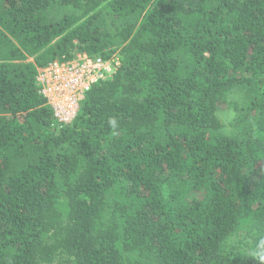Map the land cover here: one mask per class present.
<instances>
[{
    "label": "trees",
    "instance_id": "1",
    "mask_svg": "<svg viewBox=\"0 0 264 264\" xmlns=\"http://www.w3.org/2000/svg\"><path fill=\"white\" fill-rule=\"evenodd\" d=\"M117 51L55 128L40 70ZM261 239L264 0H0V264H261Z\"/></svg>",
    "mask_w": 264,
    "mask_h": 264
},
{
    "label": "built area",
    "instance_id": "2",
    "mask_svg": "<svg viewBox=\"0 0 264 264\" xmlns=\"http://www.w3.org/2000/svg\"><path fill=\"white\" fill-rule=\"evenodd\" d=\"M121 60L118 51L107 59L78 53L73 59L53 61L40 70L37 80L52 107L55 128L78 117L87 94L97 83L112 78Z\"/></svg>",
    "mask_w": 264,
    "mask_h": 264
},
{
    "label": "clouds",
    "instance_id": "3",
    "mask_svg": "<svg viewBox=\"0 0 264 264\" xmlns=\"http://www.w3.org/2000/svg\"><path fill=\"white\" fill-rule=\"evenodd\" d=\"M109 125L111 128L116 129L117 121L115 119H110ZM113 134L115 135L116 133L114 132ZM258 248H259V251L257 253H255V255L257 256V258L261 262V264H264V239H261L259 241Z\"/></svg>",
    "mask_w": 264,
    "mask_h": 264
}]
</instances>
